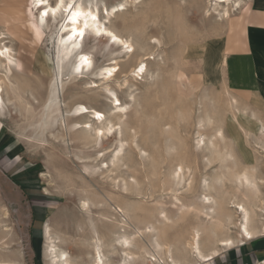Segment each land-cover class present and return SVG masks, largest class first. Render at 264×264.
Masks as SVG:
<instances>
[{"label":"rangeland","instance_id":"1","mask_svg":"<svg viewBox=\"0 0 264 264\" xmlns=\"http://www.w3.org/2000/svg\"><path fill=\"white\" fill-rule=\"evenodd\" d=\"M123 2L97 0V6L100 21L128 39L134 49V56L116 59L120 69L116 78L108 82L128 108L127 116L122 119L118 138L111 137L102 147L94 148L88 142L87 129L63 134V124L74 120L66 118L64 110L82 103L100 110L104 124L118 119L108 112L111 99L105 96L106 83L99 82L100 77L89 75L72 80V59L57 62V39L63 34L57 31L67 13L59 12L57 20L49 21L40 33L35 27L37 10L33 3L0 0V36L4 33L6 37L0 42L12 48L11 53L20 64L19 70L11 74L0 67L6 108L0 118V260L46 264L43 230L49 224L69 243L65 247L74 264H89L91 224L79 208V201L84 198L111 205L112 209L116 206L129 209V225L125 229L131 237L129 251L133 253L129 255V264H151L150 260L158 264V256L166 252L155 245L154 230L139 237L131 236L135 228L144 230L148 222L158 226L159 207L175 218L172 225L163 229L160 241L169 243L174 257L194 263L186 247L194 228L200 229V247L209 252L215 246L214 241L236 235L234 229L227 227L229 220L238 219L237 213L228 207L232 200H244L247 207L261 206L260 201L243 197L234 184L227 182L222 189L216 186L209 194L217 202L225 199L224 213L219 217L221 226L216 228L215 218V222H207L194 209L179 213L171 207L173 192L166 181L172 165L176 164L172 160L177 151L184 149L194 156L186 159L194 166V172L192 188L186 192L183 186L177 191L180 202L192 205L198 201L203 177L218 184L219 164L214 162L204 167L212 147L207 142V150L195 148L199 138L197 121L209 115L211 120L227 121L223 130L227 136L234 137L236 161L250 158L256 174L264 178V143L254 135L257 125L254 118L264 123V94H261L264 89V0H247L228 18L215 13L210 0H137L113 16L103 17L106 16L103 6L111 8ZM154 37L160 40L161 46L152 43ZM103 43L104 39L90 37L84 43L95 70L108 62L105 59L118 55L115 48L111 51L113 55L110 54V47ZM135 56L146 64L142 78L131 72L138 61ZM90 81L98 82L93 85ZM230 96L237 98L236 109H230ZM48 97L52 98L47 101ZM53 102L58 103L60 112L49 119L50 132H39L37 127L42 121L38 118L44 111L43 105ZM87 116L80 120L91 119ZM204 119L201 123L206 125L208 133L210 126ZM131 127L136 130L134 135ZM119 138L129 144L121 152L124 156L119 155L122 159L116 160L113 155ZM102 148L107 149L103 150L107 151L105 154ZM105 164H109V170L93 176L86 174L85 166L97 171ZM123 186L127 188L124 194L121 193ZM261 198L264 201V190ZM106 213L112 218L118 217L114 210L108 209ZM259 213L264 216V205ZM254 218L257 219L252 215L251 221ZM95 224L107 244L104 251L108 264H118L119 249L108 246L119 234L118 228L108 223V230H104L99 220ZM244 243L219 250L217 257L202 264H254L257 258H264V236ZM238 249L242 251L240 255ZM244 256L251 257L252 261L242 262Z\"/></svg>","mask_w":264,"mask_h":264},{"label":"bare ground","instance_id":"2","mask_svg":"<svg viewBox=\"0 0 264 264\" xmlns=\"http://www.w3.org/2000/svg\"><path fill=\"white\" fill-rule=\"evenodd\" d=\"M140 1L141 0H138V2ZM210 1H212L214 5L213 10L217 11L215 13H218V15L223 18H228L231 15V13L238 10L242 4L246 3L247 0H210ZM135 2H137V0H124L123 3L112 6L111 8H106L105 6H103L104 7L103 9L106 12V16H103V17H109V16L111 17L114 14H116L118 11H120V9H125L127 6H130ZM29 3L30 4L33 3L32 6L37 10L35 27H36V30L40 33L43 32V28L47 26V23L49 21L57 20L59 12H62V13L65 12L64 9L67 8L70 3L77 4L85 13L91 12L92 14L97 15L98 20L95 22L91 20L90 15L88 16V19H87L88 27L86 29V37L83 41H81L79 37H77L74 40L67 39V36L69 35L70 30L73 27V25L68 20L69 14L67 13L65 14V16L63 15L64 18L61 19L63 20V22L60 24L61 26L59 25L60 27H58L59 29L57 31L58 34L59 32H63V34L59 35V38L57 39V45H56L57 62L58 64L61 62H66V61L70 62L72 59V61L70 62V69L73 72L72 77H71L72 80L81 79L89 75L100 77L98 81L99 82L103 81L106 83L104 85V89L107 91V95L105 96L111 99V104L108 108V112L110 114L116 115L118 121L112 122L111 120L109 121L107 120L105 121L107 123L104 124L103 122L104 115L100 110L94 109L91 106L80 103V104H76L70 107L69 109L64 110L66 118L74 119V120H72L69 123L65 122V124H63L62 126L63 128L62 130L64 131L63 134L66 136L67 133L74 132L78 129H81V128L87 129V131L90 132V133L88 132L90 136L88 138L89 141L88 140L87 141L91 142L92 143L91 146H94V148H96L97 146L102 147L103 142L109 140L111 137L118 138L117 134H120L121 124L123 123L122 119L127 116L128 108L125 107L124 103H122L120 99L117 97V94H115V92L108 86V82L116 78L118 70L120 69V67L118 66V61L116 59L118 57L134 56V52H133L134 49H132L131 43H129L128 39H125L124 37H122V35L117 33L116 30L105 26L102 23V21H100L101 19L99 17V8L97 6V0H54L53 3H50L49 0H29ZM56 3H60L61 8L57 10L55 15H53L51 12V8L55 7ZM218 5H220L221 7ZM216 6H218V8L220 7V9H218ZM44 10H48L49 14L47 17L42 18L40 13ZM57 23H56V26H57ZM99 25H103L106 31H110L114 33L118 37V39L121 41V43L112 42L111 38L107 35L101 34L100 36H97L96 33L99 30ZM83 26H84L83 23H81V27ZM2 34L3 35L0 36V39L6 38L4 33ZM88 37L92 38L93 40L104 39V43H103L104 46L110 47L109 53L113 55L114 51L113 52L111 51H112V48H115V51L117 52L118 55L114 57L111 56L105 59V61H108V62L103 64L99 68H97V70H95L90 53L84 50V43H85L86 38ZM125 43L128 44L130 50L124 47ZM152 43L158 46L160 45L161 42L159 39L154 37ZM11 52H13L11 47H8L3 44L2 46H0V53H3L2 55H0V67H2V69L5 71L6 74H11L14 70L18 71L20 67L18 59L14 58V54H12ZM85 55L88 56L90 60V64L88 65H85L81 59V57ZM138 59L139 58H136L135 56V60H138ZM110 69H115V71H113L111 75H108V72L106 70H110ZM145 70H146V64H144L143 60H138L135 66L131 69V72L135 73L134 74L135 77L139 76L142 78L146 72ZM135 77H133V79ZM98 81H90L89 83L95 85L94 82H98ZM123 81L125 82V80ZM1 84H2V79L0 78V118L3 117V115L5 114V109H6L5 103L2 97V85ZM261 92L264 93V90H261ZM17 97H19V94H17ZM230 97L231 98L228 101L229 105L231 106L230 109L231 108L236 109L237 108L236 107L237 98L233 96H230ZM51 98L52 97H48L47 101H49ZM117 101L119 103H117ZM43 109L44 111L40 114V117L38 118V121H42L37 127V130H39V132H45L46 130H48L50 128L49 119L50 118L54 119L55 117H53V115L56 114L58 111L60 112L59 110L60 107L58 103H55V102L50 103L48 105L44 104ZM81 109H84V110L82 111ZM97 113L100 114V118L97 117ZM88 114H91V115L87 116ZM83 116L90 117L91 119L80 120V117H83ZM209 116H206L205 119L199 118L200 120L198 119L199 121H197L198 127L197 126L196 127L198 129L197 134H199V138L198 139L196 138L197 142L195 144V148L197 151H202L204 148H206L207 142L210 144V145L209 144L207 145L212 147L211 155L209 158H206L207 160L205 159L207 162L205 163L204 167L207 168L208 166L212 165L214 162L218 163L220 174L217 177L216 181H219V182H216L218 184L210 183L211 181L208 182L207 178L203 177L202 180H200L201 182H200L199 187H201L202 192L200 193V198L198 199V201L192 205L190 204L185 205L182 202H180L179 198L176 196L177 191L180 187H183V186H185L184 191L186 192L192 188L193 172H194V166H191L190 164H188L186 160L187 156H192L193 158L194 156L191 154L189 150L187 151L183 149L184 150L183 151L180 148L181 151H177V155L172 160V162L175 161L176 164L172 165L167 181H166V183L169 184L168 189L171 192H173L172 197L174 200H173V204L171 207H174L177 210H179V213L184 210L188 212V210L194 209L196 212H198V214H201L202 218L206 220L207 222H210V221L215 222L214 220L216 219V224L214 226L218 228L221 226L219 217L220 215L222 216V213H224L223 207L225 206V203H224L225 199L223 200V202L221 201L217 202L215 198L209 194V191L216 189V186L217 188L219 187V189H222L227 182L230 184H234L236 188L241 191L240 192L241 195H243V197H245L246 199H249L250 197L252 200L260 201L261 206H257L256 204H253V206L247 207L243 202L244 200L242 201L240 199L241 201H238V202L237 201L235 202L232 200L229 203L230 205L228 207H230L232 210L235 211V213H237L238 219L235 222L229 220L227 222V225H228L227 227L234 229L236 231V235L235 237H230V238L228 237L224 239L216 238L218 240L214 241L213 244L215 246L211 247V250L209 252L203 251V249L200 247V229L194 228L191 233L190 241H187L186 243V247H187V251L189 252V255L191 256V258L195 259L194 260L195 264L197 262L206 263L214 259L215 257L219 255L220 253L219 250L231 249L232 247L234 248V246L238 245V243L243 244L244 241L246 240L247 241L254 240L257 237L264 236V216L262 213H259L263 211V205H264V201L261 198V195L263 194V190H264V178H261L256 174L255 166L253 165V162L251 161L250 158L248 159L244 158V161L240 160V163L236 161L237 157L233 153L234 152L233 150L234 137L227 136L223 130V126L226 125L227 121L222 120V119H216V120L212 119L211 120ZM203 119L206 120L205 124H207L208 127L210 126L209 127L210 131L208 130L209 131L208 133L206 132L207 131L206 125H203L201 123ZM254 119L257 122L254 135L258 139L262 138L263 143H264V123H262V121L259 120L260 118L255 117ZM91 122L95 124L98 123V125L97 126L93 125L92 127ZM29 125H31V123ZM130 129L133 130L132 134L134 135L136 133V130L132 127ZM168 130H171L170 126H168ZM50 131L51 130H48V132ZM204 137H206V139ZM117 140L116 141H117L118 148H116L117 149L116 153H114L113 156L116 160H119V159H122L120 158L119 155L124 156L125 153L121 154V152L124 150L125 145L129 143L128 141H124V139L122 138H119ZM136 147L138 148V146ZM262 148H263L262 152H264V145L262 146ZM103 150H107V149L102 148L101 151L103 152ZM191 150H193V148H191ZM204 150H207V148ZM106 152L107 151H104L102 154H105ZM193 161L194 160H192V162ZM111 162L114 163V161H111ZM97 169H98L97 171L93 169L91 171L87 169V166H85L86 174L91 175V176L98 174V172L102 173L103 170H109L110 168H109V164H105L103 165V167L99 166ZM261 186L263 190L261 189ZM121 191H122L121 193L124 194L127 192V188L123 186V188H121ZM236 193L238 194V192ZM124 207L116 206L115 209H112L111 205L100 204L99 202L95 203L85 198L79 201L80 211H82L86 215L85 217L88 218L91 224L90 245L88 244L89 250H90L88 253V257L91 258V262L89 264H108V261L106 259V253L104 251L105 248L107 247V244L103 241L102 234L97 229L95 220H99L103 222L104 230L106 229L108 230V223L118 228L119 234L116 235L111 240V243L108 246H112L113 249L115 248L119 249L120 260L118 264H126V263L129 264L128 262L129 255L133 253L129 251V247L131 244L130 242L131 237L125 233V229L129 225L128 215L130 214L129 213L130 211L128 208H124ZM108 209L114 210L118 217L112 218L110 214L106 213ZM94 210L97 212L96 215L93 212ZM185 211L184 213H186ZM252 215H255L257 219L254 218L255 220L253 219V221H251ZM94 216L97 219L94 218ZM157 218H158L157 219L158 226H154L152 223L148 222L145 225L144 230L140 228H135L131 236L139 237L140 234H143L144 232L147 233L151 230H154L156 233L155 234L156 235L155 245L157 247L164 248L166 251L165 253L158 256L159 258L158 264H182L183 261L185 264H194L193 262H188L187 261L188 259L186 260L187 261L186 262L185 259L180 260L179 258L174 257L170 253V246L168 245L169 243H164L163 241L162 242L160 241V239L163 237L162 235H164L163 229L166 226L172 225L175 222L174 220L175 218L173 219L170 216H168L165 209L162 207H159L158 209ZM224 224L226 225L225 221H224ZM43 236L45 239V246H44L45 247L44 248L45 257L44 258H45L46 264H74V260L71 259V255L65 247V245L69 243H67V240L63 238L62 236H60L58 232L53 231L52 227L49 224H46L44 226ZM204 252H208V253H204ZM151 255L154 258H156L155 254H151ZM150 261H151L150 262L151 264H154L152 260ZM0 264H17V263L14 260H0ZM260 264H264V258L261 259Z\"/></svg>","mask_w":264,"mask_h":264},{"label":"snow or ice","instance_id":"3","mask_svg":"<svg viewBox=\"0 0 264 264\" xmlns=\"http://www.w3.org/2000/svg\"><path fill=\"white\" fill-rule=\"evenodd\" d=\"M60 8H61V4L56 3L55 7L51 8L52 14L55 15L57 10ZM64 11L69 14L68 20L73 25V27L70 30L69 35L67 36V39L74 40L77 37H79L80 40L83 41L86 37V29L88 27V25H87L88 16L90 15L91 20L95 22L98 20L97 15L92 14L91 12H88V13L83 12V10L75 3H70L68 5V7L64 9ZM48 14H49L48 10H44L40 13L42 18L47 17ZM81 23H83V25H84L83 27H81ZM101 34L109 36L111 38L112 42L121 43V41L118 39V37L114 33L110 32V31H106L104 29L103 25H99V30L96 33L97 36H100ZM124 47L126 49H129V46L126 43L124 44ZM2 54L3 53H0V55H2ZM81 59L85 65L90 64V60H89L88 56H86V55L82 56ZM106 71L108 72V75H111L112 72L115 71V69H110V70H106ZM117 103H119V102L117 101ZM81 110L83 111L84 109H81ZM97 117L100 118L99 113H97Z\"/></svg>","mask_w":264,"mask_h":264},{"label":"crops","instance_id":"4","mask_svg":"<svg viewBox=\"0 0 264 264\" xmlns=\"http://www.w3.org/2000/svg\"><path fill=\"white\" fill-rule=\"evenodd\" d=\"M253 31H255V30H253ZM252 85L254 86V87H257V84L256 83H252ZM262 90H264V89H262ZM262 93V92H261ZM264 93H262V95H263ZM252 240H246L245 241V243H244V245H246V244H248V243H250ZM236 251H234V253H235ZM237 253L240 255L241 253H242V251H241V249H238L237 250ZM220 254V253H219ZM256 255H257V253H256ZM259 257V256H258ZM261 257V256H260ZM242 258V262H247V260H250V261H252V258L250 257L249 258V256H244V257H241ZM196 264H202V263H196ZM235 264V263H234Z\"/></svg>","mask_w":264,"mask_h":264},{"label":"built area","instance_id":"5","mask_svg":"<svg viewBox=\"0 0 264 264\" xmlns=\"http://www.w3.org/2000/svg\"><path fill=\"white\" fill-rule=\"evenodd\" d=\"M261 260H259L258 258L254 261V264H260Z\"/></svg>","mask_w":264,"mask_h":264}]
</instances>
